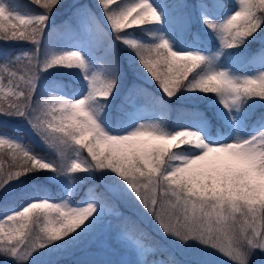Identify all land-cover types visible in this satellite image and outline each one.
Here are the masks:
<instances>
[{"label": "snow or ice", "instance_id": "snow-or-ice-1", "mask_svg": "<svg viewBox=\"0 0 264 264\" xmlns=\"http://www.w3.org/2000/svg\"><path fill=\"white\" fill-rule=\"evenodd\" d=\"M30 3L35 10L25 12L17 0H0V41L31 45L13 56L0 50V258L48 264L42 258L85 245L91 258L81 264H186L173 248L198 253L192 264H214L217 256L225 264L264 259V114L246 135L232 124L238 116L251 119L264 102V0L77 2L59 29L49 24L61 0ZM142 31L146 35L135 34ZM53 32L69 43L49 45L42 55ZM170 35L190 36L181 45L188 50H176ZM255 41L259 46L250 50ZM100 46L106 52L98 65ZM117 46L163 96L203 94L216 120L210 124L198 114L196 124L170 131L162 116L143 114L161 98L134 86L113 129L105 109L121 75ZM222 55L227 62L217 59ZM248 62L256 71L242 73ZM50 69L78 70L73 77H82L86 88L65 94V85L53 81L38 95L41 75ZM16 120L26 121L55 155L10 131ZM55 179L67 181L59 199L46 189ZM83 181L91 186L74 202L70 197ZM116 200L139 203L168 243L120 213Z\"/></svg>", "mask_w": 264, "mask_h": 264}, {"label": "trees", "instance_id": "trees-1", "mask_svg": "<svg viewBox=\"0 0 264 264\" xmlns=\"http://www.w3.org/2000/svg\"><path fill=\"white\" fill-rule=\"evenodd\" d=\"M61 2L64 4V6L59 9L52 18H58L63 14V11L65 8H71V6L74 3V1L72 0H61ZM95 2V0H94ZM226 2L231 5L233 3L232 0H226ZM17 4L19 7L20 11H25V12H31L33 10H35V6L32 5L30 3V0H17ZM95 4V3H94ZM95 10V9H94ZM59 12V13H58ZM72 12V11H71ZM96 14L97 11L95 10ZM223 14V13H222ZM64 18L61 19V21ZM52 20V19H51ZM60 21V22H61ZM97 23L101 26L102 29H104L105 31L107 30V24L103 21H101L100 19H97ZM58 25V24H56ZM56 27V26H55ZM151 27V26H149ZM197 25L193 24L192 26V31L195 32L197 31ZM138 36H142V35H146L145 32H137L135 33ZM106 34L103 32L99 33V41L101 43V45L106 43ZM191 37H187V39L178 36L177 37V45L181 46L183 43H186L187 40H190ZM12 42V41H10ZM10 42H3L0 41V50H3L8 56H13L16 53H18L21 50H25V49H31V45L30 44H25L23 42H16V44L14 43H10ZM213 43L216 44L218 42H216L213 39ZM259 41H255L253 42L249 48L251 49H256L259 46ZM49 45H55L52 41V37L50 39L46 38L45 40V44L42 46V52L41 54L43 55L44 49H46L47 46ZM104 47L106 48L107 45H104ZM103 46H100L97 51L103 55L102 57L105 59V52L106 49ZM117 57L119 60V65H120V70H121V75L119 78V84H118V90L114 93V98L117 96V94L121 91H123V94L126 91H129V89L133 88L134 86H139V87H143V88H149L150 90L154 91V93H156L157 95H161L163 96V93L159 92L158 88H156V85L153 81H151L150 78H146V77H142L139 76L138 74H136L132 68L130 67V63H129V57H128V53L126 49H123L119 46H117ZM213 51H215V49H213ZM218 60H225V62H227V58L224 57L223 55L221 57L217 58ZM104 61V60H103ZM3 61L0 60V63H2ZM49 71H56L59 74V77L62 78H66L68 79L70 82L74 83L75 85L82 87L84 86V83L82 81V77L77 80L73 77V73L74 72H78V70H71V69H50ZM123 71V72H122ZM256 71V67L253 64H250V62L245 63L244 65H242V73H251V72H255ZM39 94H46L45 92L42 91V89L40 87H38V95ZM114 98H110L111 99V103L110 105L105 109V111L108 113L109 117H110V122H111V126L116 128L117 127V118L120 116V111L117 109V105L114 104ZM171 99H179V100H185L188 102H194L199 104L200 106H206L208 108V111L212 117V119L215 121L216 120V116H215V112L214 109L211 107L209 101L207 99H205L203 97V94L200 95H194V94H177L176 97H173ZM263 105L264 106V102L260 103L259 105ZM261 105V108H263V106ZM249 122V120H246V123ZM10 131H12L15 135L22 137L23 140L25 142L30 143L34 150L41 152L42 154H46L51 156L50 152L45 149V146L41 145L37 140H35L30 133L25 130L24 128H19L17 126H11V128L9 129ZM85 155H87V153L85 152ZM41 179H44L43 176H41ZM64 180H59V179H55V180H50L47 185H46V189L48 194L53 197L54 199H58L60 197V194L63 193L64 190ZM91 186V184L88 181H83L81 182L79 185H77L76 189L73 191L72 193V197L75 201H79L81 200V198L87 193V190L89 189V187ZM20 191V190H19ZM23 197H18L16 200V203L19 204L21 199ZM120 213H122L124 216L125 213L121 210H119ZM109 219H111L112 222L118 221L116 217L112 216L109 217ZM142 223V222H141ZM141 223H139L140 227L143 228L145 231H147L148 233H150L153 237H155L157 240L158 236L156 233L148 230L144 225H142ZM72 249V248H70ZM69 249V250H70ZM68 251V250H67ZM63 253V252H62ZM67 264V263H65ZM74 264V263H72Z\"/></svg>", "mask_w": 264, "mask_h": 264}, {"label": "rangeland", "instance_id": "rangeland-1", "mask_svg": "<svg viewBox=\"0 0 264 264\" xmlns=\"http://www.w3.org/2000/svg\"><path fill=\"white\" fill-rule=\"evenodd\" d=\"M72 1H74L75 4L77 2H81V3L88 2V3H92L90 5H94V3H95L94 0H72ZM68 9L69 8H65L64 11L68 10ZM67 12L68 11H66L65 13H67ZM68 21H69V19L68 20L66 19L64 24L68 23ZM72 23H73V21H72ZM60 36H61L60 33L55 32V35L52 38L53 43L57 44V46H59L61 44L66 46L67 43H69V42L68 41H61ZM169 38L172 42V46L176 50H188L184 47L180 48V46L176 45V36L170 35ZM10 43L16 44V42H10ZM68 50H72V49L69 48ZM98 58H100L99 55H97V64L99 65ZM59 74H61V73H58L56 71H48L46 73H43L41 75L40 82H39L41 89L44 91H48L51 88L53 81H58V82L62 83L63 85H65V88L63 89L65 94H71L72 91L79 89V88L74 87L72 89V91L68 90L66 81L59 79ZM119 97H120V94H117V97L115 99V101L118 103L120 102L118 100ZM120 105H121V102H120ZM137 105L141 108H145L143 102L139 98L137 99ZM166 108L168 109V113L173 117V119L170 121V123L166 125L170 131H174L177 127L181 126L182 124H193V125L196 124L199 120L198 114H203V116L206 117L209 121V117L205 113H202V111H193V110L185 109L180 104H176L174 106H171L170 103H167L162 98H161L159 103H154L152 105H149L147 108H145L143 114L148 116V117H150L151 115H160V116L164 117V112H165ZM173 111H174V114L172 115ZM233 113L234 114L236 113L235 109L233 110ZM103 114L104 113L102 112L101 115L103 116ZM241 121H243V122L241 123ZM232 124H233L234 129H240L242 131V133L246 135V134H248L254 130L253 125L256 124V119L252 123L251 128H248L244 124L243 118L239 117V116L232 121ZM13 126H19V127L24 128L25 130H27L35 140H37L41 145L45 146V149H47L50 152L51 156L55 155V153L51 149H49L47 147V145L44 144V142L42 140H40V138L37 137L33 133V131L27 125L26 121L16 120V122L13 124ZM64 182H65L64 185H66L67 181L64 180ZM19 190L20 189H17L16 193H19L20 192ZM70 198L73 199L72 196ZM74 202H78V201L74 200ZM116 204L118 206V209L123 211L126 216L132 217V219L137 220L138 223L142 222L141 224L144 225L148 230L157 234L158 239L162 243H168L162 237L160 230L158 228L157 222L154 219H152L151 217L146 216L142 213V208L139 205V203H135L132 201L116 200ZM117 224H118V221H116L115 223L112 222L113 229H115V226ZM172 251L175 252V254L177 255V258L186 259V264H192V257L199 255L198 253H193L190 256H185V254L181 250L175 249V248H173ZM90 258L91 257L89 255V249H87L85 245H80V246L74 247L68 251H65L63 253L53 254L51 257L42 258V259H47L48 264H65V263L72 264L74 262L77 264H81L82 261L90 259ZM0 264H6V262L3 258H0ZM214 264H225L224 258L220 257V256L214 257ZM257 264H264V259H261L260 261H258Z\"/></svg>", "mask_w": 264, "mask_h": 264}]
</instances>
